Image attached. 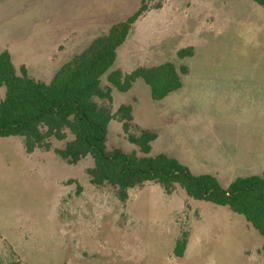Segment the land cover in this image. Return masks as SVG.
Returning a JSON list of instances; mask_svg holds the SVG:
<instances>
[{
    "label": "rangeland",
    "instance_id": "rangeland-1",
    "mask_svg": "<svg viewBox=\"0 0 264 264\" xmlns=\"http://www.w3.org/2000/svg\"><path fill=\"white\" fill-rule=\"evenodd\" d=\"M141 3L0 0V53L10 51L18 72L50 82ZM146 5L112 69L129 74L173 62L189 73L181 89L159 101L141 78L128 91L113 89L111 100L96 98L114 114L132 107L128 132L118 117L110 122L107 148L141 156L129 134L148 129L157 135L151 155L213 175L224 188L264 174V7L253 0ZM187 47L193 56L179 58ZM52 146L65 142L53 139ZM93 166L90 156L69 164L53 149L28 153L22 138H0V264H264V236L229 207L151 182L130 189L123 202L110 185L91 183Z\"/></svg>",
    "mask_w": 264,
    "mask_h": 264
},
{
    "label": "trees",
    "instance_id": "trees-1",
    "mask_svg": "<svg viewBox=\"0 0 264 264\" xmlns=\"http://www.w3.org/2000/svg\"><path fill=\"white\" fill-rule=\"evenodd\" d=\"M253 1L264 7V0ZM146 10V0H142L137 11L95 38L84 51L63 65L50 82L35 79L25 68L18 72L10 51L3 50L0 53V89H4V97L0 98V138H22L28 153L53 149L69 164L92 157L94 166L87 169L91 183L110 185L123 202L129 198L130 189L147 182L160 184L167 193L179 185L193 199L229 207L264 236V174L239 177L224 188L213 175H195L188 166L163 153L151 155V145L157 135L148 129L139 135L129 134V140L138 147L141 156L135 151L107 148L110 122L118 117L128 132L133 123L132 107L122 105L114 114L109 107L99 105L96 98L111 100L113 89L128 91L141 78L150 87L153 100L159 101L181 89L183 77L189 73L188 66L173 62L138 67L129 74L112 69L118 48ZM193 53L194 48L187 47L178 56L184 59ZM104 77L106 86L102 83ZM53 139L65 142V146L53 148ZM186 243L185 238L177 242V256H183Z\"/></svg>",
    "mask_w": 264,
    "mask_h": 264
}]
</instances>
